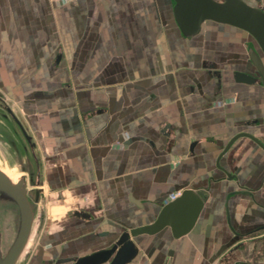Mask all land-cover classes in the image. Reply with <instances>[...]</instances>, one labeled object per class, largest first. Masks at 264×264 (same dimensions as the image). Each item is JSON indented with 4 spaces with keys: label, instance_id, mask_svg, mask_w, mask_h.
Listing matches in <instances>:
<instances>
[{
    "label": "crops",
    "instance_id": "1",
    "mask_svg": "<svg viewBox=\"0 0 264 264\" xmlns=\"http://www.w3.org/2000/svg\"><path fill=\"white\" fill-rule=\"evenodd\" d=\"M172 5L0 0V92L35 142L43 188L16 264H74L151 222L185 187L207 189L194 227L179 238L168 227L132 237L138 253L126 264H264V234L242 230L246 209L264 212V150L238 138L220 160L237 180L213 169L238 131L264 142L261 123L251 122L262 118L263 89L229 76L240 68L238 36L223 32L239 28L212 21L205 52L190 45L205 26L184 38ZM215 69L223 72L220 98ZM18 149L21 157L30 151L27 141Z\"/></svg>",
    "mask_w": 264,
    "mask_h": 264
},
{
    "label": "water",
    "instance_id": "2",
    "mask_svg": "<svg viewBox=\"0 0 264 264\" xmlns=\"http://www.w3.org/2000/svg\"><path fill=\"white\" fill-rule=\"evenodd\" d=\"M172 13L175 23L181 35L190 39L197 35L201 30L204 21H213L220 24H227L239 28L251 35L264 54V6L261 4H250L245 0H172ZM247 55L251 63L259 71L264 83V65L259 53L249 44L246 48ZM237 82L252 83L253 79L243 72H234ZM0 99L4 96L0 94ZM6 112L3 116H10L16 127L27 141L29 149L35 148V142L27 132L19 117L13 112L12 108L4 103L0 105ZM264 127V116H263ZM240 136H247L255 141L264 149L263 144L252 134L239 132L233 135L225 144L222 151L218 154L215 162L219 166V159L229 148L235 139ZM0 139L10 148L11 153H15L18 161H21V154L17 147L14 136L5 128L0 126ZM192 142L191 145H193ZM36 158V154L33 153ZM24 170V167H22ZM28 172L29 187L26 188L25 176L21 175L16 181H12L4 172L0 170V264H16L24 248L26 247L33 222L36 216L39 202L43 197V188L40 184V175ZM33 198L31 199V196ZM130 201L138 206L141 202L131 194L128 195ZM207 195L201 191L185 187L178 195L163 203L155 218L149 223L123 230L118 238L109 247L95 250L89 254L80 256L74 264H103L110 258L109 264H126L138 253V247L132 237L141 234H155L165 227H168L173 238H179L187 234L195 225L200 212L204 206ZM5 208H13L16 211L17 220L14 235L11 241L4 245L1 229V213ZM235 233V232H234ZM241 236L234 235L230 241L216 252L218 255L223 248L234 244ZM241 243L233 247L232 251L241 247ZM226 258V257H225ZM224 258V259H225ZM167 264H170L168 261Z\"/></svg>",
    "mask_w": 264,
    "mask_h": 264
},
{
    "label": "rangeland",
    "instance_id": "3",
    "mask_svg": "<svg viewBox=\"0 0 264 264\" xmlns=\"http://www.w3.org/2000/svg\"><path fill=\"white\" fill-rule=\"evenodd\" d=\"M250 1L254 5L261 4L264 6V0H250ZM204 26H205V28L203 30V33H201V37L199 39H197L196 41H194V43H191L190 45L195 44L198 47H202L203 50L206 52L207 50H211V47H212L211 43H212V40H214L212 35L215 34V31H213L214 25H213L212 21H205L202 24V28ZM220 28L223 29L224 27L221 25ZM230 30L231 31H229V32H223V34L224 35L225 34L230 35V36H238L237 41L233 42L234 43L233 47H235L234 49L237 52V55H236L237 64L242 63L244 60H246V55L244 53V50H245L244 44H245V42L250 41L253 38H250L247 35V33L243 30L241 31L239 29H233V28H231ZM217 34H219V33H217ZM210 58L208 60L205 59L204 61L209 62L211 60ZM0 94L3 95L2 92H0ZM11 123L14 125V122L12 121V119H11ZM14 127H15V125H14ZM32 150L33 151L30 150L27 153L23 152V157H21V161L19 162L18 161L19 159L17 158L15 153H11L8 145L0 139V168L5 172V174H7L12 180H15V181L23 173L25 175H27V177H28L27 170L31 171L33 174H36V172L38 170L39 159L37 156L35 158L32 154V152L36 154L35 148H32ZM22 160H23V162H22ZM22 167H24V170H22ZM41 209H42V207L39 204V207L37 208V213ZM16 220H17V215H16V211L13 208H5L2 210V213H1V229H2L3 242H4L5 246H7V244L10 242V240L13 237ZM166 257L167 256H166V253L164 252V250H160V252H158V256H157L158 260H163V263H164Z\"/></svg>",
    "mask_w": 264,
    "mask_h": 264
},
{
    "label": "flooded vegetation",
    "instance_id": "4",
    "mask_svg": "<svg viewBox=\"0 0 264 264\" xmlns=\"http://www.w3.org/2000/svg\"><path fill=\"white\" fill-rule=\"evenodd\" d=\"M250 36V38H253V37H251V35H249ZM249 44H251V45H253V47L256 49V51L259 53V56H260V58H261V60H262V62H263V65H264V54L260 51V49H259V47H258V45H257V43H256V41L254 40V38L253 39H251L250 41H247V42H245V44H244V48H245V55H246V60H244L242 63H239V66H240V68H237V69H234L231 73H230V77H231V79L233 80V81H235V78H234V72H236V71H239V72H243L244 74H247V75H249L252 79H253V82L252 83H248L249 85H256V86H260L262 89H263V92H264V83H263V81H262V78H261V75H260V73H259V71L257 70V68L251 63V61H250V59H249V57H248V55H247V52H246V48H247V46L249 45ZM222 79H223V72L222 71H220V70H217V69H215L214 71H213V73H212V80H213V87H212V91H213V93H214V95H216L215 97L216 98H220L221 96V84H222ZM236 82V81H235ZM219 92H220V94H219ZM263 99H264V96H263ZM4 103H6V104H8L7 103V101H6V99L4 98L3 100L2 99H0V105H2V104H4ZM9 105V104H8ZM10 106V105H9ZM0 126L2 127V128H5V129H7L12 135H13V131H12V128L10 127V124H8V123H6L5 122V120L6 119H9V120H11L10 119V116L9 115H7V117H5V116H3V114H6V112H5V110L0 106ZM263 116H264V112H263V115H262V118L261 119H257V118H253L252 119V123H261V125H262V128H263V131H264V127H263ZM4 125V127L2 126V125ZM15 125V124H14ZM15 127H16V125H15ZM16 130H17V133H18V135L19 136H16V138H17V140L20 142L21 140H20V138H22V139H24L23 137H22V134H21V132L19 131V129L16 127L15 128ZM15 132V131H14ZM239 132H246V131H238L237 133H239ZM247 133H249V132H247ZM236 134V133H235ZM234 134V135H235ZM251 134V133H250ZM253 135V134H252ZM14 136V135H13ZM233 136V135H232ZM231 136V137H232ZM253 136H255V135H253ZM20 137V138H19ZM230 137V138H231ZM241 137H245V138H248V139H250L249 137H247V136H240V137H238V138H241ZM256 137V136H255ZM15 138V137H14ZM229 138V139H230ZM237 138V139H238ZM262 144H263V146H264V142L260 139V138H258V137H256ZM237 139H235L234 141H233V143L237 140ZM250 140H252V139H250ZM253 141V140H252ZM257 146H259L255 141H253ZM227 143V142H226ZM232 145V144H231ZM231 145L229 146V148L222 154V156L220 157V159H219V166H217L216 165V162H215V160H216V158H217V156H218V154L222 151V149L224 148V146L216 153V155H215V159H214V165H213V169H215V170H217V171H219V172H221L222 174H223V177H225V178H228V179H234V180H237V175L234 173V172H232V171H230V170H228L224 165H222L221 164V162H220V160H221V158L228 152V150L230 149V147H231ZM259 148H261L262 150H264L261 146H259ZM212 172H213V170H212ZM212 174V173H211ZM211 176V175H210ZM200 191H201V193L203 194V195H205L206 194V192H207V189L206 188H200L199 189ZM249 195V194H248ZM253 199H255L254 197H252ZM264 204V203H263ZM263 207H264V205H263ZM243 218L246 220V222H247V226H245V227H243L242 228V230L244 231V233H247V234H253L254 235V233H262V234H264V212H260V211H254V210H252V209H250V208H248V209H246L245 210V212H244V214H243ZM241 230V229H240Z\"/></svg>",
    "mask_w": 264,
    "mask_h": 264
},
{
    "label": "bare ground",
    "instance_id": "5",
    "mask_svg": "<svg viewBox=\"0 0 264 264\" xmlns=\"http://www.w3.org/2000/svg\"><path fill=\"white\" fill-rule=\"evenodd\" d=\"M205 22V21H204ZM203 22V23H204ZM202 23V24H203ZM201 28H202V25H201ZM259 47V46H258ZM260 49V48H259ZM261 51V50H260ZM7 123L8 124H10V127L12 128V133H13V135H14V137L16 138V136H19L18 135V133H17V130L15 129L16 127H14V125L11 123V121L8 119L7 120ZM4 127V126H3ZM15 131V132H14ZM20 138V137H19ZM16 140H17V138H16ZM20 142L17 140V147H18V143H22L23 141H25L24 139H22V138H20ZM0 170L2 171V172H4L1 168H0ZM5 173V172H4ZM7 175V174H6ZM22 175H24L25 176V182H26V188L28 189V187H29V182H28V177H27V175H25L24 173L22 174ZM8 176V175H7ZM21 176V175H20ZM9 177V176H8ZM10 178V177H9ZM11 179V178H10ZM12 180V179H11ZM13 182L15 181V180H12ZM33 198V195L31 196V199ZM15 226H16V223H15ZM14 231H15V228H14ZM13 235H14V233H13ZM11 241V240H10Z\"/></svg>",
    "mask_w": 264,
    "mask_h": 264
},
{
    "label": "built area",
    "instance_id": "6",
    "mask_svg": "<svg viewBox=\"0 0 264 264\" xmlns=\"http://www.w3.org/2000/svg\"><path fill=\"white\" fill-rule=\"evenodd\" d=\"M52 1H57V0H52Z\"/></svg>",
    "mask_w": 264,
    "mask_h": 264
}]
</instances>
